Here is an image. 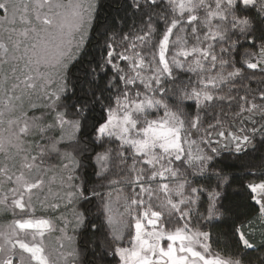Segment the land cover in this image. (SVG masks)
Segmentation results:
<instances>
[{
  "label": "snow or ice",
  "instance_id": "snow-or-ice-1",
  "mask_svg": "<svg viewBox=\"0 0 264 264\" xmlns=\"http://www.w3.org/2000/svg\"><path fill=\"white\" fill-rule=\"evenodd\" d=\"M0 264H264V0H0Z\"/></svg>",
  "mask_w": 264,
  "mask_h": 264
},
{
  "label": "trees",
  "instance_id": "trees-1",
  "mask_svg": "<svg viewBox=\"0 0 264 264\" xmlns=\"http://www.w3.org/2000/svg\"><path fill=\"white\" fill-rule=\"evenodd\" d=\"M110 2V0H109ZM77 242L78 244L81 246L82 249L84 248H90V245L87 244L83 239H81L80 237L77 238ZM82 254H86V253H82Z\"/></svg>",
  "mask_w": 264,
  "mask_h": 264
}]
</instances>
